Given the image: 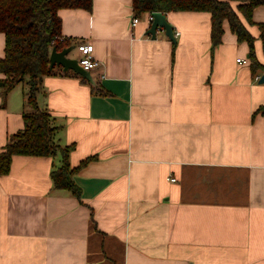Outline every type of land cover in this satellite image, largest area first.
Wrapping results in <instances>:
<instances>
[{"label":"crops","instance_id":"obj_1","mask_svg":"<svg viewBox=\"0 0 264 264\" xmlns=\"http://www.w3.org/2000/svg\"><path fill=\"white\" fill-rule=\"evenodd\" d=\"M164 14L175 42L146 34V13L132 26V0L58 10L65 48L92 43L102 66L94 84L53 66L36 102L71 167L92 159L73 175L78 198L53 186L59 152L12 156L0 264H264V70L226 20L213 46L209 12ZM242 19L264 66V5ZM24 81L0 87V152L23 127Z\"/></svg>","mask_w":264,"mask_h":264},{"label":"trees","instance_id":"obj_2","mask_svg":"<svg viewBox=\"0 0 264 264\" xmlns=\"http://www.w3.org/2000/svg\"><path fill=\"white\" fill-rule=\"evenodd\" d=\"M258 5H264V0H132L133 14L137 17L156 11L209 12L213 46L221 42L223 22L226 20L237 39L248 43L250 66L254 72L264 70V66L256 59L254 37L242 17L248 24H254L252 11ZM91 6L92 0H0V32L5 37L4 55L0 57V73L3 75L0 87L4 88L5 96L27 78L26 103L29 106L22 114L23 127L8 136L0 152V175L8 173L13 155L53 156L59 152L61 165L50 173L53 186L66 189L78 198L80 187L73 175L92 158L87 157L77 166L71 167L68 155L73 145L60 147L54 142L50 115L38 107L36 93L44 75L57 73L55 67L49 68L52 47L60 50L67 43L66 39L60 40L62 35L58 10H90ZM255 24L259 29L258 38L264 45V23ZM260 110L264 111V106Z\"/></svg>","mask_w":264,"mask_h":264},{"label":"water","instance_id":"obj_3","mask_svg":"<svg viewBox=\"0 0 264 264\" xmlns=\"http://www.w3.org/2000/svg\"><path fill=\"white\" fill-rule=\"evenodd\" d=\"M152 21L146 31V34L151 35L152 38L156 36V29L159 27L164 30L165 35L172 41L175 42V37L173 33V27L166 20V16L162 12H152ZM73 49V46H69L63 49L58 50L56 47H52L50 56H49V68H53V66L62 67L63 71L73 70L77 74L81 75L88 82L94 84V80L90 75L89 71L84 70L77 61L76 57H69V53ZM259 82H264V74H262L259 78Z\"/></svg>","mask_w":264,"mask_h":264},{"label":"built area","instance_id":"obj_4","mask_svg":"<svg viewBox=\"0 0 264 264\" xmlns=\"http://www.w3.org/2000/svg\"><path fill=\"white\" fill-rule=\"evenodd\" d=\"M153 17L151 13H146V21L148 26L150 25ZM139 21V17L133 16L131 20V25H135ZM179 32H175V35H178ZM66 39L63 36L60 38V40ZM77 51L78 54L76 56L78 64L84 69L89 71V73L93 72L94 70H97L102 66L101 62L95 58L94 56V46L92 43L89 42H79L77 44ZM237 62H243L245 63L246 60H241V58H237ZM104 73L100 74L101 78H104ZM172 181H175L174 178H171Z\"/></svg>","mask_w":264,"mask_h":264},{"label":"rangeland","instance_id":"obj_5","mask_svg":"<svg viewBox=\"0 0 264 264\" xmlns=\"http://www.w3.org/2000/svg\"><path fill=\"white\" fill-rule=\"evenodd\" d=\"M74 50H75V51H71V52H70V55L76 57V56H77V49H74ZM22 85H23V88H24L25 93H27V92H28V87H27L28 85H27V82L24 81V82L22 83ZM18 88H19V90H20L21 87H18Z\"/></svg>","mask_w":264,"mask_h":264}]
</instances>
